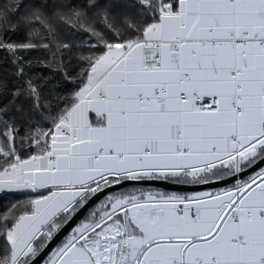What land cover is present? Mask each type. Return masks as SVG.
<instances>
[{"label":"snow or ice","instance_id":"6c2138e0","mask_svg":"<svg viewBox=\"0 0 264 264\" xmlns=\"http://www.w3.org/2000/svg\"><path fill=\"white\" fill-rule=\"evenodd\" d=\"M0 194V264H264V0H4Z\"/></svg>","mask_w":264,"mask_h":264},{"label":"trees","instance_id":"16d2710c","mask_svg":"<svg viewBox=\"0 0 264 264\" xmlns=\"http://www.w3.org/2000/svg\"><path fill=\"white\" fill-rule=\"evenodd\" d=\"M4 2V0H0V3H3Z\"/></svg>","mask_w":264,"mask_h":264},{"label":"crops","instance_id":"0c3cea01","mask_svg":"<svg viewBox=\"0 0 264 264\" xmlns=\"http://www.w3.org/2000/svg\"><path fill=\"white\" fill-rule=\"evenodd\" d=\"M0 195H3V194H0Z\"/></svg>","mask_w":264,"mask_h":264}]
</instances>
